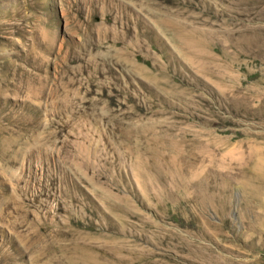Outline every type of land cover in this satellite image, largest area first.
I'll use <instances>...</instances> for the list:
<instances>
[{"label":"rangeland","instance_id":"obj_1","mask_svg":"<svg viewBox=\"0 0 264 264\" xmlns=\"http://www.w3.org/2000/svg\"><path fill=\"white\" fill-rule=\"evenodd\" d=\"M0 264H264V0H0Z\"/></svg>","mask_w":264,"mask_h":264},{"label":"bare ground","instance_id":"obj_2","mask_svg":"<svg viewBox=\"0 0 264 264\" xmlns=\"http://www.w3.org/2000/svg\"><path fill=\"white\" fill-rule=\"evenodd\" d=\"M37 94V93H36Z\"/></svg>","mask_w":264,"mask_h":264}]
</instances>
